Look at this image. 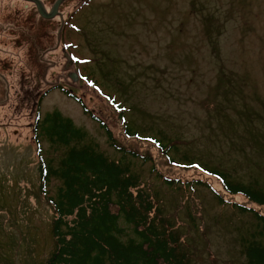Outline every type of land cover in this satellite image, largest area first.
<instances>
[{"label": "rangeland", "instance_id": "rangeland-1", "mask_svg": "<svg viewBox=\"0 0 264 264\" xmlns=\"http://www.w3.org/2000/svg\"><path fill=\"white\" fill-rule=\"evenodd\" d=\"M55 1L41 0L46 11ZM60 12L46 20L33 3L0 0V264H42L54 247L38 149L56 165L65 148L37 137L38 118L57 110L109 158L120 157L62 89L120 146L152 159L153 171L126 158L191 264H246L241 241L256 220L219 205L209 188L168 187L155 172L202 179L247 204L216 178L178 165L187 156L264 187V0H65ZM162 136L177 146L168 155L178 163L155 142ZM58 184L51 180L50 194Z\"/></svg>", "mask_w": 264, "mask_h": 264}, {"label": "trees", "instance_id": "trees-1", "mask_svg": "<svg viewBox=\"0 0 264 264\" xmlns=\"http://www.w3.org/2000/svg\"><path fill=\"white\" fill-rule=\"evenodd\" d=\"M62 91L97 123L120 157L109 158L96 143L87 141L84 130L57 110L36 120L37 137L42 135L50 145L65 148L56 165L44 159L38 149V189L52 209L50 232L54 241L52 251L42 264H191L180 236L154 205L150 194L140 188V178L126 158L151 162L153 171L152 159L120 146L106 123L94 115L81 98ZM115 108L124 120L126 109L118 103ZM124 133L135 137L126 124ZM163 139L164 136L159 140L155 138V142L161 146L169 163H178L168 155L171 150L176 152L177 146L168 140L162 144ZM182 159L178 165L198 168L216 178L226 195L242 196L247 204L225 198L202 179L181 181L163 177L159 172H155L156 176L168 187L209 188L219 205L229 204L238 212L251 215L257 228L242 239V254L246 264H264V187L256 181L234 180L227 171L211 168L187 156ZM51 180L59 182L54 194L48 189Z\"/></svg>", "mask_w": 264, "mask_h": 264}, {"label": "water", "instance_id": "water-1", "mask_svg": "<svg viewBox=\"0 0 264 264\" xmlns=\"http://www.w3.org/2000/svg\"><path fill=\"white\" fill-rule=\"evenodd\" d=\"M25 1H29L35 4L36 9L38 11V14L43 18V19H52L54 18L56 15H60L58 12V8L61 4L62 1L64 0H56L52 6V8L48 11H46L43 3L40 0H25ZM73 78H76V75H72Z\"/></svg>", "mask_w": 264, "mask_h": 264}, {"label": "flooded vegetation", "instance_id": "flooded-vegetation-1", "mask_svg": "<svg viewBox=\"0 0 264 264\" xmlns=\"http://www.w3.org/2000/svg\"><path fill=\"white\" fill-rule=\"evenodd\" d=\"M65 1V0H64ZM64 1H62L61 2V4H60V6H59V8H58V12H59V14H61V12H60V7H61V5L64 3ZM83 1H85V0H81V2H83ZM28 2V1H27ZM30 3H32V2H30ZM33 5L35 6V4L33 3ZM44 5V4H43ZM35 8H36V6H35ZM37 10V9H36ZM37 13H38V11H37ZM40 16V15H39Z\"/></svg>", "mask_w": 264, "mask_h": 264}]
</instances>
